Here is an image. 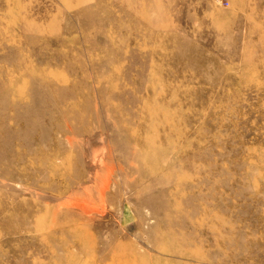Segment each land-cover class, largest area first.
<instances>
[{"label":"rangeland","instance_id":"rangeland-1","mask_svg":"<svg viewBox=\"0 0 264 264\" xmlns=\"http://www.w3.org/2000/svg\"><path fill=\"white\" fill-rule=\"evenodd\" d=\"M0 264H264V0H0Z\"/></svg>","mask_w":264,"mask_h":264}]
</instances>
